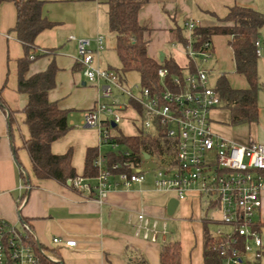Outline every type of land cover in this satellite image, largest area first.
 Returning a JSON list of instances; mask_svg holds the SVG:
<instances>
[{"label":"crops","instance_id":"obj_1","mask_svg":"<svg viewBox=\"0 0 264 264\" xmlns=\"http://www.w3.org/2000/svg\"><path fill=\"white\" fill-rule=\"evenodd\" d=\"M40 1L43 2L41 15L52 26L35 38V51L43 52L45 56L29 65L27 76L44 72L51 63L57 68L55 86L48 92V100L55 103L59 110L69 113L71 129L52 143L51 153L64 155L70 151L71 165L76 175L83 177L87 150L95 149L98 155L105 146L99 145L96 129L80 126L81 114L99 102V85L88 83L83 76L76 61V39L92 40L108 30L107 0ZM234 6L251 8L264 16V0H148L138 13V23L150 30L146 35L148 56L160 61V54L165 56L163 50L166 44L175 49L171 46L175 43L171 40V30L189 20L195 21L201 28L231 25L222 20ZM15 23L14 3H0V101L3 104V107L0 106V220L14 225L21 221L28 223L35 246L62 264H161V247L174 242L180 245L179 264H204V231L211 232L215 226L206 223L204 200L195 193L178 202L173 215L169 216L167 204L175 196L153 191L154 173L149 179L145 175L142 184L129 190L117 187L102 203L97 201L95 193L78 191L69 182L62 185L52 179L35 177L24 147L29 139L23 113L28 98L17 90V62L25 53L13 32ZM258 40L264 43V26L259 31ZM230 41L231 36L227 35L211 37L213 56L207 63L209 86L214 85V89L218 78L225 77L231 89L246 90L249 88L246 78L235 71ZM177 47L182 50L179 44ZM168 58L176 62L172 55ZM185 64L184 56V65H177L183 67ZM256 70L260 85L256 99L257 122L232 126L226 109L225 124L216 122L213 125L212 131L216 135L237 145H246L252 140L264 146V54L257 57ZM212 112L220 116L217 108ZM124 114L134 115L130 110ZM213 122L211 117V124ZM239 128L241 133L237 132ZM114 132L121 133L119 128ZM21 174L26 176L28 183L21 179ZM85 179L94 186V177ZM158 195L169 196L168 202L162 203ZM22 198L24 201L18 208ZM261 202L255 218L264 237V193ZM141 211L159 224H166L169 235L165 244L150 243L135 235L133 222ZM170 224L178 227L175 236ZM53 238L61 242L54 244ZM66 240H74L76 245L68 247L64 244ZM256 262L264 264V252Z\"/></svg>","mask_w":264,"mask_h":264},{"label":"built area","instance_id":"obj_2","mask_svg":"<svg viewBox=\"0 0 264 264\" xmlns=\"http://www.w3.org/2000/svg\"><path fill=\"white\" fill-rule=\"evenodd\" d=\"M196 27L199 26L193 20L185 23L188 41L182 47L186 64L180 67L181 75L158 68L159 87L154 90L140 84L125 88L118 71L101 68L98 57L105 49L102 34L92 40L76 39V61L82 74L88 83L99 85V102L81 114L80 126L96 129L99 145L115 152L98 153L93 162L97 170L94 186L81 176L69 180V184L78 191L95 193L102 203L117 187L129 190L145 181V173L139 168L140 163L131 160L130 151L123 146L116 151L121 146L117 141L121 133L114 131L130 110L135 115L130 118L131 123L140 125L138 133L163 134L176 141L174 164L154 159L153 191L173 194L178 202L186 200L190 193L202 197L205 221L215 226L210 235L222 264H248L259 260L264 252V237L255 218L264 193V146L252 140L237 145L212 131L211 112L221 106V100L209 86L207 63L213 56L211 43L204 44L199 51L192 48L194 39L199 38L192 34ZM254 48L256 57L264 54L260 40L254 42ZM111 155L121 160L112 161ZM23 201L24 198L18 208ZM133 227L135 235L147 242L168 241L166 224H159L143 211L136 214ZM52 241L61 242L58 238ZM33 242L28 223L14 225L0 220V264H40L43 257L57 262L42 249L36 251ZM64 244L74 247L76 241L66 240Z\"/></svg>","mask_w":264,"mask_h":264},{"label":"trees","instance_id":"obj_3","mask_svg":"<svg viewBox=\"0 0 264 264\" xmlns=\"http://www.w3.org/2000/svg\"><path fill=\"white\" fill-rule=\"evenodd\" d=\"M12 2L16 8V23L13 32L24 49L23 58L17 62V90L27 95L28 101L23 109L25 125L29 139L24 147L32 162L33 173L37 179H52L62 185H67L77 175L71 165V152L64 155L51 153L53 142L63 137L70 129L68 112L59 110L55 103L49 102L48 92L55 86L57 68L51 63L48 68L31 77L27 76L29 65L45 56V53L35 51L34 41L38 34L52 25L41 15L43 2L40 0H0ZM148 0H107L108 30L114 35V51L120 62L121 73L136 72L139 75L140 86L154 90L159 87L156 71L160 67L167 68L171 75H181V69L176 62L163 56L162 61H155L147 54L148 41L146 35L149 29L138 23V13ZM231 25L215 26L212 28L196 27L192 48L202 49L204 44L211 43L214 35L231 36L229 46L233 51L235 71L243 75L249 85L246 90L231 89L225 77H219L214 91L221 100V106L230 113V124H253L258 120L257 92L260 88L257 77L254 42L259 38V31L264 26V16L257 11L240 6H234L222 20ZM171 40L181 47L187 44L185 24L175 26L171 30ZM50 52V51H49ZM191 67V63L189 64ZM122 80V79H121ZM0 106L3 107L0 101ZM9 127L11 121H8ZM118 143L130 151L131 160L139 164L145 156L156 161L169 159L174 164L176 141L166 138L163 134L152 136L140 131L135 136L120 135ZM97 157L95 149H88L85 157L83 177H95L97 170L93 162ZM112 161L121 160L120 157L110 156ZM21 179L28 183L25 175ZM214 241L208 230L203 237L204 264H222V260L214 249ZM36 251L38 248L33 243ZM161 264H179L180 245L178 242L163 245L160 252ZM40 264H62L41 258ZM250 264H258L256 261Z\"/></svg>","mask_w":264,"mask_h":264},{"label":"rangeland","instance_id":"obj_4","mask_svg":"<svg viewBox=\"0 0 264 264\" xmlns=\"http://www.w3.org/2000/svg\"><path fill=\"white\" fill-rule=\"evenodd\" d=\"M104 37L106 39L105 41V49L103 52H101V54L99 55L98 59L99 61H101V68L102 69H114L116 71L119 72L120 69V62L116 56V53L114 51V35L112 33L109 32V30L104 31ZM163 52L165 53V57H170V55H172V58L174 57V59L176 60V63L179 66L184 65V55L183 52L181 50L180 47H177L175 49H171L169 44H166ZM214 78V77H213ZM121 85H123V87L128 88V89H132L135 85L138 86L140 84V80H139V75L136 72H129V73H121ZM212 81L214 79H211ZM211 81V82H212ZM214 86V85H213ZM212 86V88H213ZM220 116L217 117L215 114H213V112H211V117L213 119V123L211 124V128L213 130V125L216 122H223L227 119V113L228 111L223 108V107H219L217 108ZM128 115V114H127ZM126 114L123 115V121L121 122V124L119 125V129L121 131V133L123 135H132V134H137L138 133V128H140V125L136 124L133 125L131 123L130 118L135 117V115H133L132 117L127 116ZM222 118V121H221ZM138 123V122H137ZM225 124V122H223ZM220 124V123H219ZM223 124V125H224ZM237 132H242V129L239 128L237 130ZM122 149V146H120L116 151ZM115 151H112L109 147H104V149L102 150L101 154L105 155L107 153H113ZM169 160V159H167ZM139 168L145 173L146 177L149 179L151 176H153V169L155 168V164H154V159L150 158L148 160L142 159L140 164H139ZM161 198V202L162 203H167L169 196H165V195H158ZM177 216V214H176ZM173 218H176L173 216ZM171 226V224H170ZM171 230H173L174 236L176 235V232L178 230V227L176 225L171 226L170 228Z\"/></svg>","mask_w":264,"mask_h":264},{"label":"water","instance_id":"obj_5","mask_svg":"<svg viewBox=\"0 0 264 264\" xmlns=\"http://www.w3.org/2000/svg\"><path fill=\"white\" fill-rule=\"evenodd\" d=\"M162 58H163V54L161 53L159 60L162 61ZM113 126H115V125H113ZM145 159H148V156H145ZM177 206H178V201L176 199H171L167 204V208H166L167 215H169V216L173 215Z\"/></svg>","mask_w":264,"mask_h":264}]
</instances>
